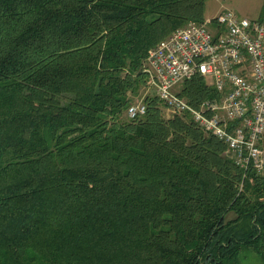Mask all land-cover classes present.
I'll return each instance as SVG.
<instances>
[{"label": "trees", "instance_id": "trees-1", "mask_svg": "<svg viewBox=\"0 0 264 264\" xmlns=\"http://www.w3.org/2000/svg\"><path fill=\"white\" fill-rule=\"evenodd\" d=\"M205 2L0 0V264H264V170L155 96L126 118ZM180 95L217 96L199 75Z\"/></svg>", "mask_w": 264, "mask_h": 264}, {"label": "built area", "instance_id": "built-area-1", "mask_svg": "<svg viewBox=\"0 0 264 264\" xmlns=\"http://www.w3.org/2000/svg\"><path fill=\"white\" fill-rule=\"evenodd\" d=\"M147 88L168 117L189 118L225 147V155L244 173L264 170V22L224 10L201 23L174 30L148 53ZM199 75L217 96L197 107L179 88ZM146 112L132 102L126 118Z\"/></svg>", "mask_w": 264, "mask_h": 264}, {"label": "rangeland", "instance_id": "rangeland-1", "mask_svg": "<svg viewBox=\"0 0 264 264\" xmlns=\"http://www.w3.org/2000/svg\"><path fill=\"white\" fill-rule=\"evenodd\" d=\"M263 4L264 0H206L204 6V20L211 19L224 10L231 11L240 18L260 20L264 17ZM183 85L184 83L179 88L180 92L182 91ZM147 96L153 97L154 94L146 86L137 96L133 97V102L141 101ZM160 108L163 115L168 117L167 112L161 104ZM245 264L260 263L253 255L246 260Z\"/></svg>", "mask_w": 264, "mask_h": 264}]
</instances>
